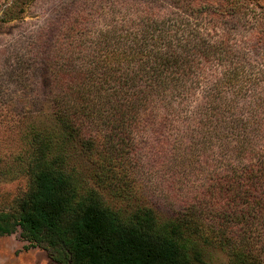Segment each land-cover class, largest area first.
<instances>
[{"label":"trees","instance_id":"obj_1","mask_svg":"<svg viewBox=\"0 0 264 264\" xmlns=\"http://www.w3.org/2000/svg\"><path fill=\"white\" fill-rule=\"evenodd\" d=\"M104 1L128 18L103 29L90 54H78L74 38L85 31L81 11L57 17L49 114L30 124L22 153L0 155L2 176L27 177L0 209V236L19 232L54 264H208V247L232 264H264V150L254 138L264 101L240 37L250 30L264 44V0ZM153 107L199 117L197 133L202 121L211 125L183 147L182 173L207 179L170 216L137 177L135 136ZM215 132L219 150L197 160Z\"/></svg>","mask_w":264,"mask_h":264},{"label":"rangeland","instance_id":"obj_2","mask_svg":"<svg viewBox=\"0 0 264 264\" xmlns=\"http://www.w3.org/2000/svg\"><path fill=\"white\" fill-rule=\"evenodd\" d=\"M122 8L118 4L117 10L110 13L104 0H0V155L8 157L22 153L26 148L24 136L30 124L45 121L49 114L52 105L46 100L45 93L50 92L53 86L48 64L59 56L55 54L58 49V27L55 25L58 23V16L62 12L69 14V11H81L85 17L82 21L85 31L74 38L83 45L78 54H90L99 48L95 39L103 29L110 27V23L125 24L124 20L128 17L123 18ZM5 13L7 17H3ZM243 35L245 38L242 39L241 49L247 54L248 66L252 70H248V74L251 72L255 77L253 85L257 83L256 93L261 98L258 103H262L264 44L249 39L252 37L250 30L240 32V37ZM243 100L250 102L248 97ZM202 101L200 97L199 103ZM203 114L205 110L202 113L205 117ZM172 115L169 109L162 107L143 111L142 127L135 136L139 153L137 177L142 180L147 200L163 216L172 215L207 179L201 174L182 173L186 170L189 158L188 155L185 156L183 147L190 136L195 133L198 138L204 136L211 125L202 121L197 127V133L192 131V124L199 117L193 120L192 117L175 118ZM259 118L261 121L262 116ZM263 126L260 123L254 134L258 151L264 150ZM213 135L214 144L208 145V151L201 149L197 160L211 161L214 153L219 150L218 135L216 132ZM181 137L183 143L178 145ZM82 158L80 155L77 157V165L85 169L89 165ZM7 167L4 162L0 163V170H6ZM26 187V176L8 179L0 173V209ZM105 197L111 198L109 195ZM206 250L208 264H232L224 251L214 247ZM0 264L54 263L43 249L37 246L27 247L19 232H14L0 236Z\"/></svg>","mask_w":264,"mask_h":264}]
</instances>
